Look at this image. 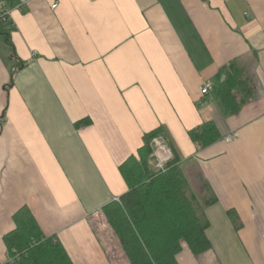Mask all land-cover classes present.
I'll return each mask as SVG.
<instances>
[{"label": "crops", "instance_id": "0c3cea01", "mask_svg": "<svg viewBox=\"0 0 264 264\" xmlns=\"http://www.w3.org/2000/svg\"><path fill=\"white\" fill-rule=\"evenodd\" d=\"M0 3V264L24 207L72 264H129L95 224L128 191L119 166L158 130L209 244L182 245L178 264H264V0ZM231 63L250 93L234 115L218 97ZM211 122L220 139L197 149L189 132Z\"/></svg>", "mask_w": 264, "mask_h": 264}, {"label": "trees", "instance_id": "16d2710c", "mask_svg": "<svg viewBox=\"0 0 264 264\" xmlns=\"http://www.w3.org/2000/svg\"><path fill=\"white\" fill-rule=\"evenodd\" d=\"M7 25L0 24V33L10 45ZM221 74L218 97L225 112L234 115L250 93L235 63L222 68ZM158 135L165 138L162 130L145 136L137 154L119 166L128 191L119 202L112 201L101 210L129 264H178L182 245L194 255L209 249L198 221L199 207L181 173L175 150L168 145L172 159L165 171H155L148 164L150 143ZM189 138L197 149H203L217 142L220 135L211 122L189 132ZM13 221L15 229L4 236L12 260L7 264H72L63 246L43 235L28 208L18 210Z\"/></svg>", "mask_w": 264, "mask_h": 264}, {"label": "built area", "instance_id": "2783aa9c", "mask_svg": "<svg viewBox=\"0 0 264 264\" xmlns=\"http://www.w3.org/2000/svg\"><path fill=\"white\" fill-rule=\"evenodd\" d=\"M30 1V0H27ZM57 8V3L51 6L52 10ZM10 23V12L4 4L0 3V24ZM212 89L210 82H205L200 89L201 96H207ZM151 154L148 158L149 166L155 171H165L166 164L172 159L171 150L166 143L165 138L162 135L154 137L150 143ZM114 202H119V199H115ZM9 260L8 263H11Z\"/></svg>", "mask_w": 264, "mask_h": 264}, {"label": "rangeland", "instance_id": "374dc122", "mask_svg": "<svg viewBox=\"0 0 264 264\" xmlns=\"http://www.w3.org/2000/svg\"><path fill=\"white\" fill-rule=\"evenodd\" d=\"M95 225L97 229L99 230H104L105 232H107V240H110V241H116V237H114L113 233H111L112 231H110V228L109 226L107 225V222H106V219L105 217L103 216V214H101V217L98 219V223H96Z\"/></svg>", "mask_w": 264, "mask_h": 264}]
</instances>
